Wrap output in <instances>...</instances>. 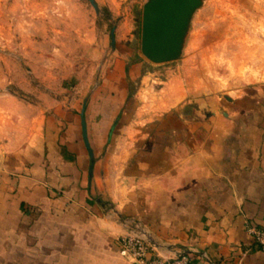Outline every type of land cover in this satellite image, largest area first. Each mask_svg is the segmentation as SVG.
Instances as JSON below:
<instances>
[{
  "label": "crops",
  "instance_id": "1",
  "mask_svg": "<svg viewBox=\"0 0 264 264\" xmlns=\"http://www.w3.org/2000/svg\"><path fill=\"white\" fill-rule=\"evenodd\" d=\"M138 73L117 66L76 112L49 116L3 158L0 264H135L120 252L134 234L149 257L264 264L248 230L264 227V88L220 111L142 113L128 97Z\"/></svg>",
  "mask_w": 264,
  "mask_h": 264
},
{
  "label": "rangeland",
  "instance_id": "2",
  "mask_svg": "<svg viewBox=\"0 0 264 264\" xmlns=\"http://www.w3.org/2000/svg\"><path fill=\"white\" fill-rule=\"evenodd\" d=\"M96 2L0 0V163L49 116L76 112L117 66H140L128 97L142 113L220 111L250 86L264 88V0H198L167 62L142 52L152 0Z\"/></svg>",
  "mask_w": 264,
  "mask_h": 264
},
{
  "label": "water",
  "instance_id": "3",
  "mask_svg": "<svg viewBox=\"0 0 264 264\" xmlns=\"http://www.w3.org/2000/svg\"><path fill=\"white\" fill-rule=\"evenodd\" d=\"M96 10V0H90ZM198 0H152L145 9L142 26V52L154 62H167L175 59L187 15ZM115 38H113V45ZM84 138L93 161L94 151L90 145L86 120L83 118Z\"/></svg>",
  "mask_w": 264,
  "mask_h": 264
},
{
  "label": "built area",
  "instance_id": "4",
  "mask_svg": "<svg viewBox=\"0 0 264 264\" xmlns=\"http://www.w3.org/2000/svg\"><path fill=\"white\" fill-rule=\"evenodd\" d=\"M248 230L264 250V227L248 224ZM150 249V244L141 235L134 234L121 238V254L131 256L135 264H193V257L188 252L167 259L161 256L149 257Z\"/></svg>",
  "mask_w": 264,
  "mask_h": 264
}]
</instances>
